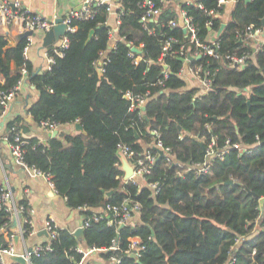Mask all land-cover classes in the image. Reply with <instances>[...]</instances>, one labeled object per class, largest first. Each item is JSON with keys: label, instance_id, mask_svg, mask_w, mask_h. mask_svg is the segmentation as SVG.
<instances>
[{"label": "trees", "instance_id": "1", "mask_svg": "<svg viewBox=\"0 0 264 264\" xmlns=\"http://www.w3.org/2000/svg\"><path fill=\"white\" fill-rule=\"evenodd\" d=\"M156 2L161 10L156 21L143 23L140 0H118L113 48L107 4L94 6L91 18L71 20L75 31L67 35L63 57L54 56L52 46L46 48L53 62L38 73L23 56L25 41L9 46L0 35V88H11L25 68V81L37 92L25 110L30 119L37 125L48 120L58 128L78 122L83 128L82 133H59L45 143L23 137L25 163L47 176L81 219L101 216L82 230L81 241L68 228H57L42 250L31 253L29 264H76L82 258L80 244L97 249L103 262L118 257L117 264H264V46L254 50V40L247 36L248 31L264 30V0H237L226 19V7L218 0ZM176 8L186 12L203 44L223 25L214 48L217 57L188 61L211 81V89L199 95L180 76L183 62L173 53L181 45L192 55L195 50ZM171 38L176 42L163 53ZM128 45L140 49L137 64ZM102 54L99 76L96 63ZM228 56H244V64L231 66ZM162 65L167 66L166 77ZM127 91L148 94L143 110L130 109ZM20 122L17 116L6 127L21 128ZM157 140L170 150L171 164L159 157ZM119 143L136 155L156 156L139 185L122 179ZM203 163L209 165L207 172L191 169ZM149 184H156L155 189ZM124 202L139 205L137 221L117 227L113 216L101 211L107 204ZM9 223L0 209V229ZM132 238L142 246L133 258L124 252ZM112 243L118 250L110 249ZM8 245L0 234V248Z\"/></svg>", "mask_w": 264, "mask_h": 264}, {"label": "built area", "instance_id": "2", "mask_svg": "<svg viewBox=\"0 0 264 264\" xmlns=\"http://www.w3.org/2000/svg\"><path fill=\"white\" fill-rule=\"evenodd\" d=\"M180 2H189L190 0H178ZM237 0H218L219 6H232L236 3ZM107 4V11L108 13H112L114 9V5L111 3H106L104 0H82L81 6L78 10L71 11L66 16L61 17L62 18V24L66 26V35L63 37H60L57 42H55L52 47L54 49V56L57 57H63L64 50L67 48L68 45V37L67 35L74 32L75 28L71 26L70 22L71 20H83L88 19L92 17L93 14V7ZM142 8H144L145 12L141 17V22L146 23L147 21H156V18L159 16L161 10L158 6L156 0H140V5ZM199 8H201V5H199ZM177 14L179 15V24L183 28L184 33L187 35L188 40L190 43H192L195 46V50L193 51V55L189 53L188 48H184L183 45L179 47L178 50H175L173 53L178 56V58L182 59L184 64H187V73L195 80V82L198 83L201 90L198 88V92L196 95H199L202 92H206L209 89H211V81L208 77V73H205L204 76H201V67L200 66H189L188 65V57L192 59H199L202 56H210V57H217L216 52L214 48L217 45L216 42V35H212V37L209 39L208 44H203L199 41L198 37L196 36L195 28L190 22V18L186 16V12L184 10L179 9L177 11ZM56 17L53 18H44L41 16L33 15L29 13L28 11L24 10L19 3V1H9V0H0V27H7L9 25H15L17 27L19 34L27 33V35L24 37L25 45L23 47V56L24 58L27 57L30 46L32 45L34 36L41 32L45 33L47 30L53 28L55 26V20ZM119 24V14L117 13V20H116V27L111 28L109 30V48H113L116 37L114 42H112V39L116 35L117 32V25ZM210 23H207L206 25H209ZM171 26H175V22H170ZM154 29V28H153ZM152 29V30H153ZM249 30V28H247ZM150 31V30H149ZM249 38L254 40L253 49L256 50L260 48L261 46H264V30L256 29L253 32L248 31ZM176 42L175 39L171 38L167 42H165L162 51L165 53L166 51L171 49V43ZM129 46V56L134 57V63H138V61L141 59L140 49L133 45ZM133 49L138 50V52L133 51ZM54 56H48L47 55V67L53 62ZM195 57V58H194ZM27 59V58H26ZM105 54L101 55V59L98 63H96V69L100 72L103 71V64H104ZM227 59H229V62L234 67H242L244 64L245 57H236V56H228ZM183 68V67H182ZM181 68L180 70V76L183 78L184 76V70ZM21 77L16 81V83L9 89L3 90L0 88V107L2 108L1 114H0V122L4 118V114L6 109L8 108L9 104L14 100L16 95L19 93L20 89L25 83V77L27 76V71L25 68H21ZM168 69H163V75L164 77L167 76ZM3 80L0 78V83H2ZM124 97L129 100L130 103V109L140 108L142 109L145 105L148 94L145 95H133L131 92L127 91L124 93ZM27 114V113H26ZM28 115V114H27ZM29 116V115H28ZM30 117V116H29ZM42 129L48 131L50 134L58 129V125H56L53 122H50L48 120L41 121L38 125ZM8 134L5 137V141L9 144V152L11 159L13 162L18 165L20 168L30 172L33 175L37 176H44L48 182V185L50 188L55 192L53 183L49 180V178L45 175H43L40 171H38L34 167L28 166L24 159H23V150H24V139L22 130L17 125H13L10 129L7 130ZM152 134H156L158 137V133L154 130L151 131ZM154 147L157 150L162 151V156H165L166 164H171L172 156L170 154V150L167 147H164L160 140H157L154 143ZM116 155L119 158V162L121 163L122 159H125L127 162H129L130 166L133 168V176L130 178V181L133 182V184L139 185L140 181L144 180V177L150 173L151 167L155 162L156 156L150 152H144L142 155H136L129 146L119 143L116 146ZM190 169V168H188ZM191 169L195 170V173H205L209 169V165L207 163H203L202 165L195 164L191 167ZM145 183V182H144ZM152 189H155L156 184L147 185ZM26 197L30 195L28 191H25ZM0 209H3L7 214L10 222L12 219L17 218V215L20 214V218L18 217V225H19V234L21 236H24V233L27 232L28 235L33 233V222H32V216L34 211L32 208L29 207L28 204H20L16 203L12 197V194L8 190H4L2 187H0ZM139 210L138 204H133L132 206L129 205L128 202H124L121 205H109L107 204L105 208L102 209L103 214H111L114 218V223L117 227H121L122 225L129 224L131 217L137 213ZM101 216L99 214H94V216L91 217V220H83L81 219V223L75 227L73 230H71L72 233L75 232L76 229H85L89 226L91 221L97 222ZM111 221H107V224H110ZM112 224V223H111ZM27 226L25 229L24 226ZM122 226V227H123ZM133 226V225H132ZM56 226H54L53 221L51 219H47L44 222L43 225V231L46 233L47 237L52 239L56 236ZM2 230V229H0ZM139 241L137 238L130 239V243L128 245L127 250L124 252L126 254H134V257L137 255V252L142 249V246H139ZM111 250L116 251L118 250V246L115 243H112ZM40 250H42L41 245H36L31 249V252H26L24 255H21L28 264L30 263V256L31 253L37 254ZM97 249H91L86 248L83 245H79L77 248V252L82 254V258L85 256L96 253ZM99 252V251H98ZM10 256L14 257L18 254L15 252L14 247L12 245H8L6 248H0V262L1 264H5L4 256ZM82 258L79 262H76V264H82ZM119 262L118 257L112 256L111 259L107 262V264H117Z\"/></svg>", "mask_w": 264, "mask_h": 264}, {"label": "crops", "instance_id": "3", "mask_svg": "<svg viewBox=\"0 0 264 264\" xmlns=\"http://www.w3.org/2000/svg\"><path fill=\"white\" fill-rule=\"evenodd\" d=\"M9 1H19L24 10L33 15L41 16L47 19L53 17H64L71 11L78 10L82 3V0ZM104 2L114 5L112 13L109 14L108 25L110 28H115L117 20V12L115 8L117 7L118 1L104 0ZM229 8L230 6L226 7L224 19L227 18V11ZM176 9L177 11L179 10L178 8ZM0 35L4 37L9 46H14L19 42L20 34L18 33L15 25L0 27ZM42 36L43 33L41 32L34 36L32 45L30 46L26 57L27 60L32 63L35 71L44 70L47 67V52L45 48H42ZM115 37L116 35L112 39V42H114ZM182 67L184 70L183 79L187 83L188 88L196 87L201 90L198 83L195 82V80L187 73V64L183 63ZM36 97L37 92L35 89L28 85L25 81L19 93L6 109L4 114L6 119L4 120L3 126H0V187L4 190L10 191L16 203H26L34 211L32 216L33 233L27 236H21L19 234V228L16 230H8V228L0 230V234H3L5 241L14 247V250L18 255H24L29 248L32 249L34 246L41 245L47 240V235L43 234V225L45 220L51 219L56 228H68L69 230H73L81 223V218L79 217L77 211H75V216L72 221L68 222L70 212L72 210L67 208L64 198L50 188L44 176L31 174L16 165L11 159L9 144L5 141V137L8 134L6 126L17 116L22 119V122L19 123L21 126L20 129H25V131H22L23 137H35L42 143H45L50 137V133L35 124L25 112L26 108L36 100ZM74 125L75 123H72L59 127L56 135L59 133L70 135L80 133L75 129ZM121 165L119 166L120 169ZM25 191L30 193L28 197H26ZM136 221L137 214H134L131 217L129 224L135 225ZM9 233L11 234L10 236H8ZM15 236H18V238H15ZM98 255V251L96 253H91L82 258L81 262L82 264H85L88 261L95 262L97 264H107V262L100 260L97 257ZM11 258L12 257L8 255L4 256L5 264H8Z\"/></svg>", "mask_w": 264, "mask_h": 264}, {"label": "water", "instance_id": "4", "mask_svg": "<svg viewBox=\"0 0 264 264\" xmlns=\"http://www.w3.org/2000/svg\"><path fill=\"white\" fill-rule=\"evenodd\" d=\"M118 1V0H116ZM55 26L49 30H47L43 36L41 37L42 39V48H47L49 46H52L55 42H57L59 40L60 37H63L66 35V26L62 24V18L61 17H58L56 18L55 20ZM262 24L264 26V21H262ZM223 28V25L221 26L220 30L218 31V33H216V37L219 35V32L221 31V29ZM27 35V33H24V34H20L19 36V41L23 40L24 37ZM93 35V31L91 30L88 34V37H87V41H89L91 39ZM133 51H137L138 50H135L133 49ZM181 62L183 61L181 58L179 59ZM188 60H192V58L188 57ZM163 66V69H167V66L166 65H162ZM39 70H36L35 73H38ZM99 76H101V72L99 70H97ZM143 110V108H142ZM6 119V116L2 119V121L0 122V126L2 127L3 124H4V120ZM75 129L78 130L80 133L83 132V128L82 126L77 122L75 123ZM57 134V130H54L49 136L50 137H54L55 135ZM136 137H137V134H135ZM158 154H159V157H162V151L160 150H157ZM121 170L123 171L124 175H123V180L124 181H128L130 180V178L133 176V168L129 165V163L125 160V159H122L121 160ZM231 183V182H230ZM111 194V192L107 193L106 195L109 196ZM264 199L261 200V202H263ZM75 216V211L72 210L70 212V217H69V221H72V219L74 218ZM18 217L20 218V214L17 215V218H14L12 219V221L9 223V225L7 226L8 230H16L19 225H18ZM67 222V223H68ZM123 226V225H122ZM121 226V227H122ZM43 234L46 235L45 232H43ZM74 236L76 238H78L80 241L82 240L83 238V231L82 229L78 228L75 230V232L73 233ZM15 238H18V236H15ZM27 252H31V248H29L27 250ZM131 257L133 258L134 257V254L131 255ZM11 260H15L17 262H19L20 264H28V262L21 256V255H17V256H14L11 258Z\"/></svg>", "mask_w": 264, "mask_h": 264}, {"label": "rangeland", "instance_id": "5", "mask_svg": "<svg viewBox=\"0 0 264 264\" xmlns=\"http://www.w3.org/2000/svg\"><path fill=\"white\" fill-rule=\"evenodd\" d=\"M9 225V224H8ZM7 228V227H6Z\"/></svg>", "mask_w": 264, "mask_h": 264}]
</instances>
